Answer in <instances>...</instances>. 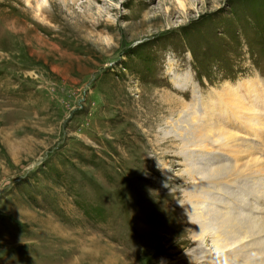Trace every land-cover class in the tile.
Segmentation results:
<instances>
[{"label": "rangeland", "instance_id": "1", "mask_svg": "<svg viewBox=\"0 0 264 264\" xmlns=\"http://www.w3.org/2000/svg\"><path fill=\"white\" fill-rule=\"evenodd\" d=\"M19 1L0 0V264H205L180 159L159 161L165 97L207 113L224 160L227 131L264 150V0Z\"/></svg>", "mask_w": 264, "mask_h": 264}, {"label": "bare ground", "instance_id": "2", "mask_svg": "<svg viewBox=\"0 0 264 264\" xmlns=\"http://www.w3.org/2000/svg\"><path fill=\"white\" fill-rule=\"evenodd\" d=\"M23 1L29 7L34 2L36 14L46 10L42 8L45 0ZM74 1L71 0L72 3ZM93 1L85 0L86 11L91 8ZM21 2L19 1V3ZM58 2L68 11L72 9L68 0H58ZM177 2L181 8L184 7L183 0ZM27 9L29 8L27 7ZM30 9L32 11L31 7ZM95 11L98 14L101 13L98 8ZM6 28L12 31L14 26H6ZM39 29L41 30V28ZM226 94L227 91L223 90L217 92V96L220 97L221 101L224 100L225 104L229 101ZM199 96L201 95L199 94ZM165 101L175 104L171 107L173 109L169 110V116L163 120V139L168 134V138H171L170 141L178 142V146L175 145L176 143L173 144L172 150L168 154H162L159 161L163 165V169L167 171L172 156L180 159L178 164L181 166V170L177 171L179 172L178 176L180 175L188 183L182 190L183 200L180 203L183 212L182 215L179 213V217L188 220L186 229L192 241L197 242L201 249L204 258L201 259L202 263L264 264V204H262L264 202V150L262 143L257 141V138L262 139V136H257L255 139L250 138V136L245 138L227 131V134L222 137L220 146L226 148L227 154L223 155H227V157L237 156L236 162L231 163L224 160L214 148H209L211 144L209 141L212 139V142L219 140L214 136L217 131L221 130L215 129V125L211 124L213 122L203 118L207 113H203L201 117L193 107L180 100H170V98L165 97ZM209 104H211L209 108L205 106V112L214 107L213 102ZM232 105L238 114L241 104L234 100ZM254 114H259L257 108ZM257 123L264 126V118ZM260 151H263L260 153L262 158L252 157L253 159L247 160L245 157ZM240 155L242 157H239ZM258 170L260 173H257ZM250 181L251 183H249ZM252 184L255 186L249 191ZM236 185L240 186L236 187ZM236 188H239L240 194H237ZM231 189L233 190L231 191ZM252 191L257 195L256 200L260 201L256 202L254 207L247 204L250 202V198L247 197L246 199L245 197ZM243 192L244 194H242ZM237 206L249 208L250 212L247 210L240 212L237 210ZM197 258L189 253L180 261H194L195 263Z\"/></svg>", "mask_w": 264, "mask_h": 264}, {"label": "clouds", "instance_id": "3", "mask_svg": "<svg viewBox=\"0 0 264 264\" xmlns=\"http://www.w3.org/2000/svg\"><path fill=\"white\" fill-rule=\"evenodd\" d=\"M107 3L109 4L111 9H115L117 13H119L121 5L124 3V0H107ZM118 16H111L110 22L115 23Z\"/></svg>", "mask_w": 264, "mask_h": 264}]
</instances>
